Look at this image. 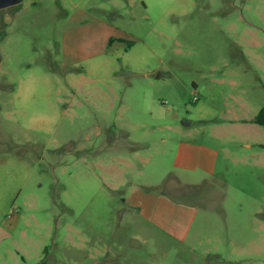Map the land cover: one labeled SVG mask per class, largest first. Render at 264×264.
Returning a JSON list of instances; mask_svg holds the SVG:
<instances>
[{"label": "rangeland", "instance_id": "rangeland-1", "mask_svg": "<svg viewBox=\"0 0 264 264\" xmlns=\"http://www.w3.org/2000/svg\"><path fill=\"white\" fill-rule=\"evenodd\" d=\"M263 106L264 0L1 9L0 264H264ZM180 141L214 175L176 170ZM138 187L193 206L184 237Z\"/></svg>", "mask_w": 264, "mask_h": 264}, {"label": "crops", "instance_id": "crops-1", "mask_svg": "<svg viewBox=\"0 0 264 264\" xmlns=\"http://www.w3.org/2000/svg\"><path fill=\"white\" fill-rule=\"evenodd\" d=\"M76 32V31H75ZM219 151L204 143L180 141L172 166L187 175H214ZM131 208L139 215L166 232L177 233L180 238L189 231L196 216L191 204L176 201L157 190L138 187L128 196Z\"/></svg>", "mask_w": 264, "mask_h": 264}, {"label": "trees", "instance_id": "trees-1", "mask_svg": "<svg viewBox=\"0 0 264 264\" xmlns=\"http://www.w3.org/2000/svg\"><path fill=\"white\" fill-rule=\"evenodd\" d=\"M119 40L122 41V39H119ZM114 41H115V39L111 38L110 41H109V44H112ZM255 122L259 126L264 127V106L261 108V110L259 111L257 117L255 118Z\"/></svg>", "mask_w": 264, "mask_h": 264}, {"label": "water", "instance_id": "water-1", "mask_svg": "<svg viewBox=\"0 0 264 264\" xmlns=\"http://www.w3.org/2000/svg\"><path fill=\"white\" fill-rule=\"evenodd\" d=\"M22 0H0V10L20 3Z\"/></svg>", "mask_w": 264, "mask_h": 264}]
</instances>
